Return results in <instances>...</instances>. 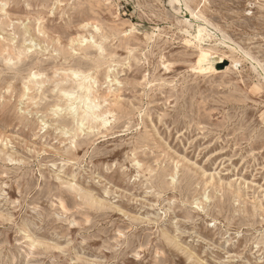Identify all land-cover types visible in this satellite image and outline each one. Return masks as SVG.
Here are the masks:
<instances>
[{
  "label": "rangeland",
  "instance_id": "rangeland-1",
  "mask_svg": "<svg viewBox=\"0 0 264 264\" xmlns=\"http://www.w3.org/2000/svg\"><path fill=\"white\" fill-rule=\"evenodd\" d=\"M7 45L0 264H264V0H0ZM73 70L107 124L77 129Z\"/></svg>",
  "mask_w": 264,
  "mask_h": 264
},
{
  "label": "bare ground",
  "instance_id": "bare-ground-1",
  "mask_svg": "<svg viewBox=\"0 0 264 264\" xmlns=\"http://www.w3.org/2000/svg\"><path fill=\"white\" fill-rule=\"evenodd\" d=\"M188 10H190V8H188ZM193 16L195 17L196 15L191 11V17H193ZM187 19H189V18H187ZM207 27H208L207 23L199 24L197 27V34L194 36V39L201 42L202 40H204L205 36H210V33H207ZM186 32H188V31L186 30ZM92 39H94V38L92 37ZM34 45H36V44H34ZM33 46H30V47L26 46L24 50H21V48H18L17 46L11 47V46L7 45V46L0 47V54H1V56L5 55V59L9 60V61L14 60V59H16L17 62L23 61L24 58L28 56L27 51L29 49H31ZM243 54H245L250 60L255 61V59L252 56H250L249 54H247L245 52H243ZM58 55L67 56L65 52H63V53L60 52ZM210 56H211V54L209 53V51L204 50L202 47H200V54H199V58H198V65L200 66L199 67L200 70L203 71V64H209L210 63ZM255 62H256L257 67L260 69V75L264 79V65H260L257 61H255ZM236 65H237V62H235V66ZM206 66H208V65H206ZM206 69H211V66L209 65L208 67H206ZM202 71H200V72H202ZM213 71H214V69H213ZM70 74H72V75L67 76V75H69V74H67L65 76V78H62L61 80H59L57 82H58V84L63 82V81H66L67 83L71 82L70 86L67 88L59 87V89H60L59 94L66 95V97L68 98L67 104H69V107L72 110V112L74 111L73 116H74V120H76V124L78 126L77 129L79 130L80 128H82L85 121H88V122H99L100 121V122H103L104 124H107L109 122V120H107L106 117L108 114L111 113V111L101 109L102 102L99 101L98 96L94 92L95 80H93V78L90 75H84L82 72L76 71V70H73L72 73H70ZM40 76H41L40 73L33 72L32 78H30V82L32 83V87H29V86L25 87V90H28V93H26V91L24 90L22 93L23 98L25 96H29L30 90L33 91V89H35L36 87H37V89H40L43 87L45 80L41 79L39 81L37 78ZM67 78H70V79H67ZM92 80H93V83H92ZM69 88L71 90H68ZM28 99L33 100L34 96L30 94ZM105 102H107V101H105ZM57 107L59 108V106H57ZM75 114H76V116H75Z\"/></svg>",
  "mask_w": 264,
  "mask_h": 264
}]
</instances>
